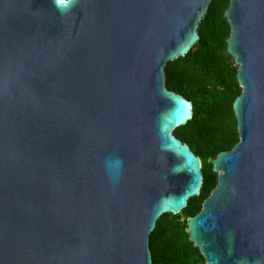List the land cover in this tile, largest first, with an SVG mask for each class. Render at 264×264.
Returning <instances> with one entry per match:
<instances>
[{
    "label": "water",
    "instance_id": "95a60500",
    "mask_svg": "<svg viewBox=\"0 0 264 264\" xmlns=\"http://www.w3.org/2000/svg\"><path fill=\"white\" fill-rule=\"evenodd\" d=\"M213 0H0V264H153L204 185L165 68ZM240 141L188 219L205 264H264V0H230Z\"/></svg>",
    "mask_w": 264,
    "mask_h": 264
},
{
    "label": "trees",
    "instance_id": "16d2710c",
    "mask_svg": "<svg viewBox=\"0 0 264 264\" xmlns=\"http://www.w3.org/2000/svg\"><path fill=\"white\" fill-rule=\"evenodd\" d=\"M230 0H213L200 24V40L185 56L165 68L167 88L193 105V118L174 135L202 160L204 185L198 197L177 215L165 214L150 237L153 264H205L190 241L188 219L198 215L218 184L209 162L230 151L240 141L234 102L242 94L239 67L228 52L231 26L225 14Z\"/></svg>",
    "mask_w": 264,
    "mask_h": 264
},
{
    "label": "snow or ice",
    "instance_id": "6c2138e0",
    "mask_svg": "<svg viewBox=\"0 0 264 264\" xmlns=\"http://www.w3.org/2000/svg\"><path fill=\"white\" fill-rule=\"evenodd\" d=\"M61 2H64V0H61Z\"/></svg>",
    "mask_w": 264,
    "mask_h": 264
}]
</instances>
